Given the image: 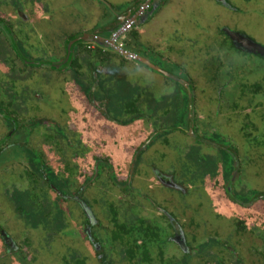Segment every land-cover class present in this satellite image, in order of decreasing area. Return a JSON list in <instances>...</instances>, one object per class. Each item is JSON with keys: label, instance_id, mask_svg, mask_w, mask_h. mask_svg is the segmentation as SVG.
<instances>
[{"label": "flooded vegetation", "instance_id": "flooded-vegetation-1", "mask_svg": "<svg viewBox=\"0 0 264 264\" xmlns=\"http://www.w3.org/2000/svg\"><path fill=\"white\" fill-rule=\"evenodd\" d=\"M57 1L0 0V264H264V45L247 32L264 4L211 0L247 20L191 41L186 0H80L72 29ZM44 69L80 87V120L10 110L17 86L55 107L22 86Z\"/></svg>", "mask_w": 264, "mask_h": 264}, {"label": "rangeland", "instance_id": "rangeland-1", "mask_svg": "<svg viewBox=\"0 0 264 264\" xmlns=\"http://www.w3.org/2000/svg\"><path fill=\"white\" fill-rule=\"evenodd\" d=\"M58 1H59V4H62L64 2L68 3V4H65L64 6L66 10V14L64 16H69L70 18L69 28L72 29L71 21H72V18H74L75 13L72 15L70 10L74 8L75 10H79L80 3L78 1L80 0H58ZM92 1L98 7L105 8V6L103 4H100L97 0H92ZM105 1L108 3H111L116 9H117L118 3H121V4L127 3L126 0H105ZM258 3L264 4V0H259ZM258 3H256V7H258L259 5ZM250 8L253 10H256V8L253 6ZM185 9H186V15L180 16L181 17L179 19L180 27L177 29L180 30L179 35H183L182 39L187 37V39L191 41H197V38H200V37H202L201 38L202 40L208 39L209 37L208 35L211 32H215L216 27L218 28V26H220V24L222 23L223 24L227 23L229 25L233 23L235 25H230V26H237L239 23H241L240 20H247L246 15L241 14V13L238 14V13L228 12L226 9H224L223 7H221L217 3H214L211 0H186ZM81 12H84V11H81ZM248 22H251V25H249V27L247 28V32L249 33V35L264 45V20L263 18L259 16H255ZM58 23H60V21H58ZM86 27L87 25L85 24L83 28L86 29ZM182 51H183V55L187 57L186 59L187 62H188V59H191V61L200 64L201 58H198V56H202L201 53L197 52V54H194V53L189 54V52H187L184 49ZM50 60H53V59H50ZM1 62H2V65H0V69H3V70H7V67H10V65H12L10 62V58L9 60H7L4 55L1 59ZM187 62H185V64H187ZM56 77H57L56 73H54L51 70L44 69V70H40L39 75L32 82L22 83L24 91L26 90V88H28L31 84H34V83H36L35 85H38L40 87V89H38L39 93L45 94L44 93L45 90L47 89L51 90L53 93L52 100L56 104V105L54 104L55 107L51 106V104L44 106V108H42V106H34L33 104L34 102L29 100V96L27 95L28 97L27 96L25 97L26 93H23V89L21 88V86H17L19 89L20 95L23 98L22 100L23 103L14 104L13 102L12 103L13 106L9 107L10 110H13V112L17 113V115H23L24 117H28L29 119L32 117H39V118H45V119L56 117L58 121H62L64 119L66 120V122L68 121L71 122L72 121L71 117H74L76 120H80V118L82 117V110L81 108L78 107V110L76 111L75 106H74L75 104L78 105V103L81 104L80 100L78 99L79 94L81 93L80 87L76 85H72V81L71 83L68 81L66 82L55 81ZM56 93H58V96H59L58 98H55ZM206 93L208 92L206 91ZM69 110L73 112L74 115H71ZM109 127L111 128L110 125ZM0 131L2 132L1 126H0ZM98 134L100 138H103L104 137L103 134H106V131L100 129ZM108 138L109 136L106 137L105 139H108ZM172 139L178 141V139H183V138L180 135L179 136L174 135ZM108 150H110V147ZM1 181H0V185H1ZM209 203L211 204V200L208 198V204ZM33 243L35 245L37 243V239H34ZM59 263L60 261L58 259L56 264H59Z\"/></svg>", "mask_w": 264, "mask_h": 264}, {"label": "water", "instance_id": "water-1", "mask_svg": "<svg viewBox=\"0 0 264 264\" xmlns=\"http://www.w3.org/2000/svg\"><path fill=\"white\" fill-rule=\"evenodd\" d=\"M165 0H154V2H151V0H149V2H147L148 4L151 3L153 4V10L156 11L157 9H159L161 7V5L164 3ZM117 44L113 43V45H108L107 48L108 49H113L116 51H119V49L117 48ZM68 51L71 52V47L68 48Z\"/></svg>", "mask_w": 264, "mask_h": 264}]
</instances>
